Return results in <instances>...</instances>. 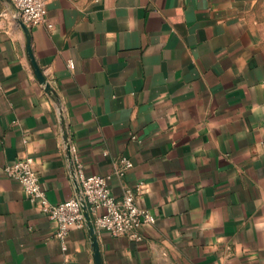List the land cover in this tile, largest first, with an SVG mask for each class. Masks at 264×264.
<instances>
[{
    "label": "crops",
    "instance_id": "0c3cea01",
    "mask_svg": "<svg viewBox=\"0 0 264 264\" xmlns=\"http://www.w3.org/2000/svg\"><path fill=\"white\" fill-rule=\"evenodd\" d=\"M22 23L0 0V264H95L87 226L63 251L4 171L33 159L63 203L71 157L87 176L131 160L112 190L156 217L97 232L103 264H264V0H54L27 26L50 91Z\"/></svg>",
    "mask_w": 264,
    "mask_h": 264
},
{
    "label": "built area",
    "instance_id": "2783aa9c",
    "mask_svg": "<svg viewBox=\"0 0 264 264\" xmlns=\"http://www.w3.org/2000/svg\"><path fill=\"white\" fill-rule=\"evenodd\" d=\"M52 1L54 0H11L17 17L26 26L45 23L48 5ZM68 66L72 70L75 64L70 61ZM71 161L74 177L81 187V197L58 204L51 203L42 189L33 159L20 160L4 169L8 177L20 183L28 201L56 225L53 237L61 242L63 251L67 250L69 234L86 227L82 201L87 204L96 232L103 231L113 237L129 236L139 239L137 233L142 227L156 223V217L150 211L138 206L137 195L131 188L124 189L122 198H118L112 190L111 181L115 177H125L127 171L133 168L131 160L122 158L119 166L105 176H87L77 157H71Z\"/></svg>",
    "mask_w": 264,
    "mask_h": 264
},
{
    "label": "water",
    "instance_id": "95a60500",
    "mask_svg": "<svg viewBox=\"0 0 264 264\" xmlns=\"http://www.w3.org/2000/svg\"><path fill=\"white\" fill-rule=\"evenodd\" d=\"M22 27L26 33L27 36V49H28V53L29 56L32 60V64L35 68V74L37 76V78L40 80V82L42 84H44L46 86V90L50 91L51 87L50 85L47 83V79L46 77L43 75V71L41 70V68L39 67V65L37 64L33 51H32V47H31V35H30V31L28 29V27L22 23ZM83 203V212H84V216L86 219V226L88 228L89 231V235L92 241V247H93V253H94V262L95 264H103V259H102V255H101V250H100V244H99V239H98V235L94 226V222L93 219L88 211V207L87 204L85 203V201H82Z\"/></svg>",
    "mask_w": 264,
    "mask_h": 264
}]
</instances>
